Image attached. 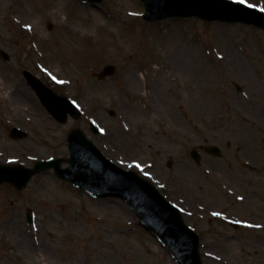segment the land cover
I'll use <instances>...</instances> for the list:
<instances>
[{"label":"rangeland","instance_id":"rangeland-1","mask_svg":"<svg viewBox=\"0 0 264 264\" xmlns=\"http://www.w3.org/2000/svg\"><path fill=\"white\" fill-rule=\"evenodd\" d=\"M244 3L264 9V0ZM143 12L139 0H0L9 56L0 58V164L67 159V134L79 129L181 209L204 264H264V31L196 18L148 23ZM108 65L115 74L98 82L93 74ZM22 70L74 101L80 118L54 121ZM12 127L27 137L12 139ZM200 145L218 146L220 157L201 152L196 164L188 152ZM59 193L75 206L55 200L49 219ZM0 264L176 263L126 203L94 199L47 170L21 192L0 184Z\"/></svg>","mask_w":264,"mask_h":264},{"label":"water","instance_id":"water-1","mask_svg":"<svg viewBox=\"0 0 264 264\" xmlns=\"http://www.w3.org/2000/svg\"><path fill=\"white\" fill-rule=\"evenodd\" d=\"M100 3L102 0H89ZM145 12L142 18L147 22H158L170 18H199L205 21L243 23L264 30V14L232 0H140ZM5 60L7 55L1 53ZM112 66L105 67L96 78L101 81L114 74ZM28 84L34 89L40 101L58 122L65 123L67 115L77 119L79 114L74 104L65 97L55 95L35 77L24 72ZM96 133L97 131L92 128ZM13 138H23L25 133L11 131ZM70 158L66 160L41 161L33 169L0 166V183L6 182L22 190L31 177L53 168L56 175L71 185L81 188L93 197H116L129 204L140 219L142 226L156 234L167 247L177 264H202L197 235L187 227L179 210L166 201L146 180L132 171H124L107 160L80 130L68 134ZM208 154L218 156L215 146L201 147ZM189 155L198 160L195 150ZM62 161L68 163L61 169ZM32 222L28 215V223Z\"/></svg>","mask_w":264,"mask_h":264},{"label":"bare ground","instance_id":"bare-ground-1","mask_svg":"<svg viewBox=\"0 0 264 264\" xmlns=\"http://www.w3.org/2000/svg\"><path fill=\"white\" fill-rule=\"evenodd\" d=\"M69 42H74L72 39H70V41ZM66 45H69V44H66ZM69 50H71V48L69 47ZM232 56H233V58L235 59V62H236V64L241 68V69H243V70H245V72H247V69H246V65L244 64V62L242 61V59H241V57L236 53V52H234V54H232ZM249 80L250 81H252L250 78H249ZM54 196V195H53ZM54 198V200L52 201V202H50L49 204V206H48V211L47 212H49V219H54V217H56V215H55V209H54V207L56 206V205H53V203L55 202V200L56 201H60V202H62L63 204H65L67 207H68V209L71 211L73 208H74V206H75V204H74V202H73V200H71V198L67 195V194H65V195H62V194H57L56 196H54L53 197ZM73 222H77V221H73ZM42 237L43 238H45V237H47L48 239L50 238L51 240V242H54V241H56V239H57V236L54 234V233H52V232H43L42 233ZM30 244H34L33 246H34V248H35V243H33V241H32V238H31V236H30Z\"/></svg>","mask_w":264,"mask_h":264},{"label":"snow or ice","instance_id":"snow-or-ice-1","mask_svg":"<svg viewBox=\"0 0 264 264\" xmlns=\"http://www.w3.org/2000/svg\"><path fill=\"white\" fill-rule=\"evenodd\" d=\"M239 3H244V0H238ZM251 6V5H249ZM262 11H264V9H262Z\"/></svg>","mask_w":264,"mask_h":264},{"label":"flooded vegetation","instance_id":"flooded-vegetation-1","mask_svg":"<svg viewBox=\"0 0 264 264\" xmlns=\"http://www.w3.org/2000/svg\"><path fill=\"white\" fill-rule=\"evenodd\" d=\"M231 192V191H230Z\"/></svg>","mask_w":264,"mask_h":264}]
</instances>
